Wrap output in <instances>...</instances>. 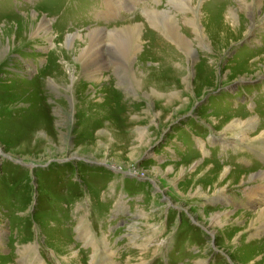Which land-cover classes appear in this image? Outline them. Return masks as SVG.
I'll use <instances>...</instances> for the list:
<instances>
[{"label": "rangeland", "instance_id": "1", "mask_svg": "<svg viewBox=\"0 0 264 264\" xmlns=\"http://www.w3.org/2000/svg\"><path fill=\"white\" fill-rule=\"evenodd\" d=\"M168 2L0 1V264H264V2Z\"/></svg>", "mask_w": 264, "mask_h": 264}, {"label": "bare ground", "instance_id": "2", "mask_svg": "<svg viewBox=\"0 0 264 264\" xmlns=\"http://www.w3.org/2000/svg\"><path fill=\"white\" fill-rule=\"evenodd\" d=\"M169 2V6H172V7H176V6H178V7H186V12H184L183 13V15H182V18H184L185 16H187V15H189V14H191L192 16H191V20H188L187 22L189 23V24H192L193 25V27L195 28V30H197L198 32H200L199 31V28H201V24H200V22H199V19H200V16L201 15H206L207 17H208V19H210V20H213L212 18L215 16H219V14H225L226 13V15H225V18H226V23L228 24V25H230L231 24V22H233L234 23V26H232L233 28H235L236 30H238V32H241V27H242V30L244 31V30H247V27H248V23H247V21L246 22H241V25H239V22L237 21V18H238V16H237V12H239L240 13V15L242 14L241 12L243 11H241V6H237V7H235V8H227V9H221L220 10V8H222V5H221V2H226V3H228L227 2V0H220L221 2H219L218 0H209V1H207L206 2V4L203 2L202 4L200 3L199 4V0H168ZM243 2H245V0H242ZM250 2H252V3H256L255 5H259V7H260V3H263L264 1L263 0H249ZM241 2V1H240ZM157 3V2H156ZM203 4H205L206 5V7L209 9V7H211V8H219L218 10H216L215 9V11L214 12H210V13H208V14H206V13H204V14H201V13H199V6H201L202 8H204L203 7ZM242 4V3H241ZM245 5V4H244ZM248 6V5H247ZM262 6V5H261ZM249 7H251V6H249ZM150 8V7H149ZM148 8V9H149ZM240 8V9H239ZM262 8V7H261ZM177 9V8H176ZM178 10H180V9H178ZM182 10V9H181ZM205 10H207V9H205ZM148 11V10H147ZM183 11H184V9H183ZM250 11H251V9H250ZM149 12V11H148ZM147 12V13H148ZM243 13H244V11H243ZM251 13V12H250ZM153 14H157V10L156 11H154L153 12ZM248 15H249V13H248ZM148 16H150V15H148ZM224 16V15H223ZM170 17V16H169ZM202 17V16H201ZM264 17V16H263ZM158 18V17H157ZM244 18V17H243ZM248 18H250V17H248ZM179 19H180V17H179ZM178 19V20H179ZM187 19V18H186ZM208 19H206V23H207V21H208ZM251 19V18H250ZM149 20H150V18H149ZM218 19H216L215 21H217ZM229 20H231V21H229ZM247 20V19H246ZM41 21V20H40ZM44 21V20H43ZM176 21V20H175ZM201 21V20H200ZM260 21V20H259ZM38 22V21H37ZM205 22V21H204ZM236 22H237V24H236ZM23 23V22H22ZM161 23V22H160ZM162 23H163V21H162ZM168 23V22H167ZM175 23V22H174ZM173 23V24H174ZM47 24V23H46ZM197 24H199V27H198V25ZM216 24H218V23H216ZM225 24V23H224ZM236 24V25H235ZM33 26V25H32ZM186 26V25H185ZM214 26V25H213ZM222 28H223V24L222 25H220ZM225 26H226V24H225ZM250 26H251V24H250ZM23 27H25V26H23ZM125 27V26H124ZM157 27V26H156ZM231 27V28H232ZM47 28V26L46 25H44V23L42 22V24L39 26V27H35V26H33V27H31L30 29H31V31L30 32H33L34 31V33L37 31V30H39V29H42V30H44V29H46ZM49 28V27H48ZM122 28V27H121ZM133 28V27H132ZM187 28H189V27H187ZM126 29H128V28H126ZM166 29V28H165ZM168 29V28H167ZM185 29V28H184ZM193 29V28H192ZM203 29V28H202ZM25 30V29H24ZM41 30V31H42ZM125 30V29H124ZM130 30V29H129ZM191 30V29H190ZM134 31V30H133ZM188 31V30H187ZM203 31V30H202ZM216 31H218V30H216ZM105 30L104 31H102V30H94V31H92V32H90V38H91V42H90V45H92V48L93 47H99V45H97L96 43L97 42H95V40L94 39H97V38H95V36H97L98 37V39L100 38V35H102V33L103 34H105ZM167 32H169V34H171L170 36H171V38L175 41V42H180V41H185V42H187V41H189L191 38H189L188 36H186L185 34H183V33H181V32H179V28L177 27V24H175L174 26H171L170 25V30L168 31L167 30ZM189 32V31H188ZM197 32V33H198ZM250 32H251V30H250ZM181 33V34H180ZM195 33V32H194ZM33 34V33H32ZM113 34V37H114V39L115 38H119L118 40L119 41H121V44H125V46L127 45V42L129 43V39L127 38V33H122V32H120V31H118V29H116V30H110V31H108V33H107V36H109V35H112ZM168 34V35H169ZM199 34H201V33H199ZM245 34V33H244ZM45 35H49V33H45ZM136 35V34H135ZM139 35V34H138ZM192 35V34H191ZM198 36V35H197ZM210 36V35H209ZM38 37V36H37ZM102 37V36H101ZM140 37V36H139ZM200 37V36H199ZM202 37H203V35H202ZM71 39H73V38H77V39H81V43H82V40H83V37H82V35H78V34H75L73 37H70ZM109 38V37H108ZM204 38V37H203ZM109 39H111V38H109ZM113 39V38H112ZM111 39V40H112ZM99 40H102V38L101 39H99ZM108 40V39H107ZM131 40V39H130ZM68 42V41H67ZM87 42V41H86ZM101 42V41H100ZM138 42V40L137 39H135L134 41H132V46H133V44L134 45H136V43ZM191 42V41H190ZM72 43V42H71ZM167 43V42H166ZM181 43V42H180ZM64 44H65V42H64ZM138 44V43H137ZM182 45V44H181ZM180 45V46H181ZM184 45V44H183ZM71 46V45H70ZM69 46V47H70ZM131 46V45H130ZM131 46V47H132ZM75 47H77V48H81V46H79V45H77V46H75ZM127 47V46H126ZM113 48V47H112ZM124 48V47H123ZM82 49V48H81ZM85 49V48H84ZM188 49V48H187ZM74 50V49H73ZM72 50V51H73ZM110 50V49H109ZM104 51V50H103ZM191 51V50H190ZM81 52V51H80ZM84 52V51H83ZM70 53V52H69ZM74 53V52H73ZM95 54H96V52H95ZM81 55V54H80ZM90 55V54H89ZM87 56V55H86ZM81 57V56H80ZM83 58V57H82ZM115 58V57H114ZM84 61V60H83ZM88 61H89V63L92 65L94 62H97L96 60L94 61V59H91V58H88ZM90 64H87L86 66H89ZM96 65V64H95ZM90 67V66H89ZM87 68V67H86ZM96 68V67H95ZM85 69V68H84ZM87 71V70H86ZM90 71H91V69H90ZM92 75V74H91ZM92 77V76H91ZM8 108V107H7ZM34 114V113H33ZM32 114V115H33ZM39 122V121H38ZM236 122V121H235ZM243 123V122H242ZM233 125V124H232ZM243 125V124H242ZM239 126V125H238ZM253 126V123H251V125H250V128ZM243 127V126H242ZM249 127V126H248ZM255 127V126H254ZM231 128V127H230ZM233 129V128H232ZM233 131V130H232ZM262 135H263V137H264V133H262ZM224 173H226V172H224ZM219 175H218V178L221 176V174L223 175V169H222V172H220V173H218ZM235 175V174H234ZM264 176V173H263V175H262V177ZM234 177H237V176H234ZM261 177V176H260ZM224 178V177H223ZM207 180V179H206ZM232 180H234V179H232V178H230L229 180H228V182H232ZM213 181V180H212ZM222 181V180H221ZM225 181V180H224ZM227 181V180H226ZM220 185V184H219ZM262 190L260 189V190H258L256 193H254V195H253V197H255L256 198V196H258V195H261L262 194ZM252 198V197H251ZM250 198V199H251ZM259 218L262 220L263 218H264V213L261 215V214H259ZM259 224V223H258ZM260 226L262 227V226H264V222L263 223H260ZM264 228V227H263ZM66 254V253H65ZM69 256V255H68ZM67 263V262H66Z\"/></svg>", "mask_w": 264, "mask_h": 264}, {"label": "crops", "instance_id": "3", "mask_svg": "<svg viewBox=\"0 0 264 264\" xmlns=\"http://www.w3.org/2000/svg\"><path fill=\"white\" fill-rule=\"evenodd\" d=\"M205 208V207H204Z\"/></svg>", "mask_w": 264, "mask_h": 264}, {"label": "trees", "instance_id": "4", "mask_svg": "<svg viewBox=\"0 0 264 264\" xmlns=\"http://www.w3.org/2000/svg\"><path fill=\"white\" fill-rule=\"evenodd\" d=\"M34 170V169H33Z\"/></svg>", "mask_w": 264, "mask_h": 264}]
</instances>
